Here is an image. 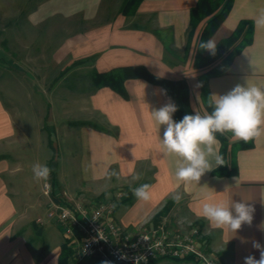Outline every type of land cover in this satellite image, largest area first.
<instances>
[{
  "label": "crops",
  "instance_id": "obj_1",
  "mask_svg": "<svg viewBox=\"0 0 264 264\" xmlns=\"http://www.w3.org/2000/svg\"><path fill=\"white\" fill-rule=\"evenodd\" d=\"M106 2L37 0L27 14L34 32H62L52 54V62L59 68L58 82L50 90L52 94L58 91V118L49 121L47 134L39 126L48 148L59 138L67 151L62 160L50 159L46 164L51 169L48 181L54 200L67 195L97 203L123 192L125 197L116 208V219L123 229L148 230L164 219L182 232L198 226L219 264H244L247 256L259 260L264 250V134L253 138V147L246 149L239 148L244 141L227 136L226 174H213L221 168L213 166L199 182L181 181L176 177L179 157L163 149V128L151 115L170 100L175 101L162 86L144 78L125 81L129 96L125 99L110 87L98 89L95 77L117 69L132 74L145 69L160 78L184 79L193 111L210 113L207 106L212 103L211 95L226 94L237 84L264 87V27L256 24L264 12V0H234L230 14L212 37L218 45L241 23L244 32L230 51L205 68H196L194 58L207 20L197 28L186 53L191 12L199 0H144L130 15L120 12L124 0L110 13ZM209 54L206 51L204 56ZM83 60L86 62L75 64ZM214 68L217 75L205 76ZM81 115H85L82 121L69 120ZM25 129L22 127L19 141L11 108L0 101V264H75L76 247L47 218L50 200L43 193L44 181H39L37 199L31 192L21 193L20 181H9L27 159L23 155L27 153L16 148L17 144H29ZM217 140L221 155L222 143ZM73 163L77 172L71 179L68 167ZM145 183L152 186L146 202L133 194ZM204 202H246L255 209L253 221L242 225L237 233L218 228L202 215ZM39 218L45 220L44 225L37 223ZM257 244L260 248L254 247ZM64 245L71 249L72 257L63 256ZM151 264L199 263L188 259L155 260Z\"/></svg>",
  "mask_w": 264,
  "mask_h": 264
},
{
  "label": "rangeland",
  "instance_id": "obj_2",
  "mask_svg": "<svg viewBox=\"0 0 264 264\" xmlns=\"http://www.w3.org/2000/svg\"><path fill=\"white\" fill-rule=\"evenodd\" d=\"M121 2L107 0L108 13L116 12ZM36 4L37 0H0V101L11 108L18 140L22 127H25L29 143L27 146L23 143L16 145L18 152L27 153L23 154L27 159L23 160L21 171L10 177L9 181H20L21 193L26 195L31 192V197L37 199L40 194L39 182L34 179L32 166L36 163L47 164L50 159L58 162L67 156V151L59 138L54 139V144L48 148L47 138L39 132V126H42L47 134L49 121L54 122L58 118V91L52 94L50 90L58 82L59 68L52 62V54L55 44L61 40L62 32L40 33L31 30L27 14ZM58 25L60 27L61 23ZM81 116H70L69 120L82 121L85 115ZM69 145L79 150L78 146ZM68 170L71 178L77 172L76 164H71Z\"/></svg>",
  "mask_w": 264,
  "mask_h": 264
},
{
  "label": "clouds",
  "instance_id": "obj_3",
  "mask_svg": "<svg viewBox=\"0 0 264 264\" xmlns=\"http://www.w3.org/2000/svg\"><path fill=\"white\" fill-rule=\"evenodd\" d=\"M256 24L264 27V12ZM199 48L215 55V38L201 41ZM210 100V113L195 111L194 114H185L179 121L173 118L178 108L171 100L151 112L156 124L163 128V149L179 157L176 177L181 181L199 182L213 166L223 165V158L216 148L218 133H231L232 139L245 142L264 134V87L237 84L226 94L211 95ZM32 172L38 182H47L51 169L46 164L36 163ZM151 187L147 183L142 184L133 190V194L139 201H149ZM254 211L246 202H204L201 206L202 215L211 224L218 228L226 227L232 233H237L244 224L251 225ZM254 247L260 248L258 244ZM244 264H264V250H261L259 260L247 256Z\"/></svg>",
  "mask_w": 264,
  "mask_h": 264
},
{
  "label": "built area",
  "instance_id": "obj_4",
  "mask_svg": "<svg viewBox=\"0 0 264 264\" xmlns=\"http://www.w3.org/2000/svg\"><path fill=\"white\" fill-rule=\"evenodd\" d=\"M49 198L47 218L59 226L71 245L76 247L74 263L97 260L99 264H151L155 260L193 259L199 264H219L215 252L208 249L200 227L182 232L164 219L148 230L129 232L116 219L117 203L123 192L97 203H84L64 195L54 200L50 181L43 183ZM40 225L43 218L37 219Z\"/></svg>",
  "mask_w": 264,
  "mask_h": 264
},
{
  "label": "trees",
  "instance_id": "obj_5",
  "mask_svg": "<svg viewBox=\"0 0 264 264\" xmlns=\"http://www.w3.org/2000/svg\"><path fill=\"white\" fill-rule=\"evenodd\" d=\"M143 1L144 0H124L120 12L123 13L124 15L134 14L137 11L139 5ZM233 3L234 0H199L197 7L192 10L191 27L189 31L188 45L186 49L187 55L189 53L197 28L199 27L201 22L207 20L204 29L199 35L196 46V52L194 58V66L196 68H205L207 66H211L219 59H221L228 51H230L241 38L244 32V23L240 24L238 29L234 32V34L231 37L222 40L217 45L215 55L209 54L208 56L205 57L204 54L206 50H201L199 48V44L201 43V41H206L210 37H212L213 34L216 32V30L228 17V15L232 10ZM85 62L86 60H83L75 64L79 65ZM217 74L218 73L214 68L210 70L205 76L211 77ZM129 78H144L155 85L162 86L165 92L167 93V95L172 100L175 101V104L178 108V111L174 114L173 117L174 120L179 121L183 118L185 114L195 113L191 107L189 85L187 81L184 79L172 81L169 79L160 78L154 76L145 69H142L141 73H137V74H132L122 69H117V70H112L108 73H103V74L97 73L95 77V82L98 89L107 86L112 88L117 93H119L121 96H123V98L128 99L129 96L125 89L124 83ZM207 109L209 112L212 111V103H210L207 106ZM230 135L232 134L231 133H225L223 135L219 133L217 134V138L222 143L221 155L223 158V165H221V168L213 172V174L215 175L226 174V172H224V167L226 165V153L228 148L227 136ZM251 147H253V139L247 142L244 141L239 144V148L241 149H246ZM228 174H233V173H228ZM63 256L66 258L72 257V251L67 247V245H64L63 247Z\"/></svg>",
  "mask_w": 264,
  "mask_h": 264
}]
</instances>
